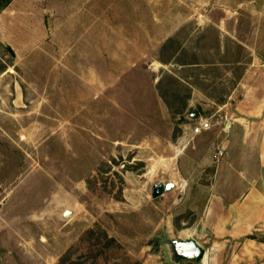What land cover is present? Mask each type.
Returning <instances> with one entry per match:
<instances>
[{
  "label": "rangeland",
  "instance_id": "374dc122",
  "mask_svg": "<svg viewBox=\"0 0 264 264\" xmlns=\"http://www.w3.org/2000/svg\"><path fill=\"white\" fill-rule=\"evenodd\" d=\"M48 1L61 32L0 40V264H172L166 237L227 264L239 244L192 232L215 168L186 116L220 118L249 48L264 51V0H80L97 3L91 35L62 18L79 0ZM161 182L176 188L153 199Z\"/></svg>",
  "mask_w": 264,
  "mask_h": 264
},
{
  "label": "crops",
  "instance_id": "0c3cea01",
  "mask_svg": "<svg viewBox=\"0 0 264 264\" xmlns=\"http://www.w3.org/2000/svg\"><path fill=\"white\" fill-rule=\"evenodd\" d=\"M58 8L48 0H12L0 10V40H46L49 34L61 32V16L66 9L61 7L59 15ZM93 9L97 10V3L79 0L62 18L67 24L73 14L74 19L79 15L74 25H83L85 33L91 35L93 23L83 19L84 12L91 16ZM248 51L244 71L219 107L218 112H223L220 118L198 109L202 117L210 118L211 128L198 135L190 132L194 140L211 141L207 157L198 166L215 168L210 187L191 195L194 203L190 210L198 217L192 232L204 243L239 244V251L227 264H264V51L257 47ZM231 75L226 71V76ZM225 126L228 132L223 131ZM217 148L223 150V157L218 158ZM178 161L180 164L181 159ZM193 180V184H205ZM198 201H202L201 206ZM192 239L204 247L199 238Z\"/></svg>",
  "mask_w": 264,
  "mask_h": 264
},
{
  "label": "water",
  "instance_id": "95a60500",
  "mask_svg": "<svg viewBox=\"0 0 264 264\" xmlns=\"http://www.w3.org/2000/svg\"><path fill=\"white\" fill-rule=\"evenodd\" d=\"M199 118L200 112L196 108L186 116V120L192 124L195 123ZM175 188L176 184L172 182L167 184L163 182L154 184L152 198L157 199L173 191ZM64 203H61L63 207L65 206ZM73 215L74 208L66 206L65 208L61 209L60 220L62 222H67L73 217ZM161 243L165 245L169 256V261L172 264H180L182 262L199 264L203 263L207 256L206 249L192 238L181 240L166 237Z\"/></svg>",
  "mask_w": 264,
  "mask_h": 264
},
{
  "label": "built area",
  "instance_id": "2783aa9c",
  "mask_svg": "<svg viewBox=\"0 0 264 264\" xmlns=\"http://www.w3.org/2000/svg\"><path fill=\"white\" fill-rule=\"evenodd\" d=\"M211 128V122L209 117H202L200 115V118L193 123V133L195 135L201 134L203 131L209 130ZM229 127L225 126L223 131L228 132ZM224 152L222 149L217 148V156L218 158L223 157Z\"/></svg>",
  "mask_w": 264,
  "mask_h": 264
},
{
  "label": "trees",
  "instance_id": "16d2710c",
  "mask_svg": "<svg viewBox=\"0 0 264 264\" xmlns=\"http://www.w3.org/2000/svg\"><path fill=\"white\" fill-rule=\"evenodd\" d=\"M12 0H0V10L6 8L10 3H11ZM5 71V68L2 67V69H0V72H4ZM181 122H184V118H182L180 120ZM248 238H252V236H249ZM188 264H194V263H191L189 262Z\"/></svg>",
  "mask_w": 264,
  "mask_h": 264
}]
</instances>
